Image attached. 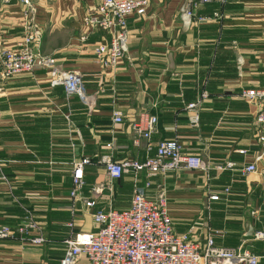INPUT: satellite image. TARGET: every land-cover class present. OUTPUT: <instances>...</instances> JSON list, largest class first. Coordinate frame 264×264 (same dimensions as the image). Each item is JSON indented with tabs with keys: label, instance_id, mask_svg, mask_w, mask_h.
Here are the masks:
<instances>
[{
	"label": "crops",
	"instance_id": "obj_1",
	"mask_svg": "<svg viewBox=\"0 0 264 264\" xmlns=\"http://www.w3.org/2000/svg\"><path fill=\"white\" fill-rule=\"evenodd\" d=\"M32 1L40 27L34 50L63 69L79 71L92 98L88 105L63 86H51L45 68L0 84V225L14 227L28 217L36 226L30 235L45 239L40 245L19 236L0 240V264H59L63 239L93 231L97 209L128 207L134 183L151 199L164 192L177 232L192 229L200 245L211 232L216 245L242 244L264 264V240L254 236L264 235L258 104L239 95L264 88V0H211L196 9L189 27L179 17L184 0H150L143 15L127 17V53L114 68L101 66L93 53L110 32L79 39L86 7L100 0ZM22 10L21 0H0V38L7 47H15L23 33ZM216 11L221 17L198 19ZM191 102L196 105L188 108ZM113 110L122 112V122L113 121ZM142 113L157 117L152 147L176 138L183 153L198 157L207 170L178 168L153 176L141 170L111 182V189L103 186L102 156L143 160L148 154L144 140L139 146L131 142L130 123ZM83 157L89 162L82 196L103 186L91 208L69 197L73 163ZM229 160L233 167L216 168ZM251 162L256 170L244 173L242 167ZM212 193L219 198L211 200ZM77 264L88 263L81 257Z\"/></svg>",
	"mask_w": 264,
	"mask_h": 264
},
{
	"label": "built area",
	"instance_id": "obj_2",
	"mask_svg": "<svg viewBox=\"0 0 264 264\" xmlns=\"http://www.w3.org/2000/svg\"><path fill=\"white\" fill-rule=\"evenodd\" d=\"M210 1L184 0L179 7L182 26L189 27L196 9ZM21 2L23 33L20 40L11 48L5 46L0 38V84L14 74L31 73L36 68H45L48 70L51 86L61 85L67 95L76 94L90 105L92 96L86 93L79 71L63 69L56 65L52 56L34 50L33 44L40 35V27L34 21L35 6L32 0ZM149 4L150 0H100L99 3L86 7L81 19L82 33L79 39L86 41L90 34L97 31L111 33L108 41L99 42L93 48L94 56L101 66L114 68L125 56L128 41L127 17L131 14L143 15ZM219 17L221 13L216 11L198 19L208 21ZM239 95L258 104L255 136L261 151L256 159H261L264 153V88H246ZM195 105V102H191L187 107L193 108ZM112 114L115 123L122 122L120 110H113ZM156 125V115L149 113H142L130 123L132 144L139 146L142 140L145 142L148 154L143 160H113L109 155L101 157L110 183L125 174L136 177L141 170H145L150 176L165 174L178 168L207 170V166L198 157L183 153L182 145L176 138L159 140L152 147L149 139ZM152 149L154 152L149 154ZM88 162L89 159L83 157L73 163L69 197L72 200L82 199L84 206L91 208L96 204V195L102 190V186L93 188L91 197L82 196L85 185L84 166ZM233 165L234 162L229 160L216 164V168L221 170ZM255 170L254 162L242 167L244 173ZM228 190V187H224L225 192ZM209 198L217 200L219 195L212 193ZM92 219L95 225L93 231H78L64 239V252L59 264H76L81 257L88 264H258L260 258L242 244L236 247L216 245L211 232L206 234L203 245L193 239L192 229L177 232L167 211L164 192L160 191L151 199L136 183L128 207L116 209L109 204L106 210H95ZM33 229H36L35 223L28 217L14 227L3 224L0 225V240L19 236L24 242L42 244L44 238L41 235H30V230ZM254 236L264 240L261 231H255Z\"/></svg>",
	"mask_w": 264,
	"mask_h": 264
},
{
	"label": "rangeland",
	"instance_id": "obj_3",
	"mask_svg": "<svg viewBox=\"0 0 264 264\" xmlns=\"http://www.w3.org/2000/svg\"><path fill=\"white\" fill-rule=\"evenodd\" d=\"M171 171H173V170H171ZM168 172H170V171H168ZM168 172H167V173H168ZM107 183H108V185H106ZM110 184H111V183L108 181L107 178H106V179L104 180V182H103V186H105V187L107 186L108 188L111 189L112 187L109 186ZM101 186H102V185H101ZM103 186H102V187H103ZM137 186L140 187L139 185H137ZM132 188H133V187H132ZM140 188L144 189V191L146 192V188H144V187H140ZM161 191H162V190H161ZM159 192H160V191H159ZM159 192H158V194H159ZM132 193H133V189H132ZM158 194H157V195H158ZM157 195H156V196H157ZM18 225H19V224H18ZM11 227H12V226H11ZM42 237H43V236H42ZM43 238H44V237H43ZM64 239H65V238H64ZM64 239H63V245H64ZM44 241H45V239H44ZM43 243H44V242H43ZM76 264H77V263H76Z\"/></svg>",
	"mask_w": 264,
	"mask_h": 264
}]
</instances>
